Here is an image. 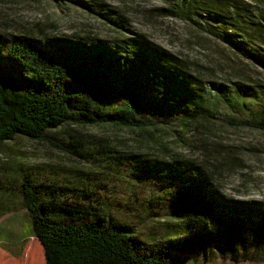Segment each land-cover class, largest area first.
Listing matches in <instances>:
<instances>
[{
  "label": "trees",
  "instance_id": "16d2710c",
  "mask_svg": "<svg viewBox=\"0 0 264 264\" xmlns=\"http://www.w3.org/2000/svg\"><path fill=\"white\" fill-rule=\"evenodd\" d=\"M48 1L70 2L118 35L0 33V147L25 138L74 160L108 164L122 186L118 206L135 197L146 213L144 221L120 220L98 187L18 168L0 175V217L26 210L33 241L21 240L17 254L0 247V264H173L174 256L192 254L183 249L189 244L223 263L264 262V201L222 190L217 176L228 161L210 167L163 143V136L214 120L264 133V85L206 82L104 3ZM157 1L150 14L183 23L197 39L216 41L264 72V0ZM221 108L232 115L223 120ZM82 128L102 133L82 137ZM108 129L124 132L137 148L123 150L103 135ZM147 221L149 230L139 233L134 225Z\"/></svg>",
  "mask_w": 264,
  "mask_h": 264
},
{
  "label": "rangeland",
  "instance_id": "374dc122",
  "mask_svg": "<svg viewBox=\"0 0 264 264\" xmlns=\"http://www.w3.org/2000/svg\"><path fill=\"white\" fill-rule=\"evenodd\" d=\"M88 1L104 3L109 8L123 13L130 21L132 30L144 34L151 41L187 60L191 73L206 82L228 84L231 80L241 79L249 84L255 82L264 85V72L248 66L245 61L241 62L218 42L208 38L199 40L191 28L183 23L150 14V9L160 6L157 0ZM29 32L37 37L41 34L54 37L88 35L114 39L118 35L97 16L73 6L70 2L63 1L62 7H58L48 0H0V33L22 35ZM0 62L2 65L6 64L5 60ZM7 67L13 70L10 65ZM219 112V117L223 120L225 114L232 115L223 108ZM115 130L108 129L103 135L108 136L111 142L120 148H125L123 150L137 148L127 134ZM79 132L84 137L101 134L102 130L82 128ZM180 136H163V143L171 153L200 162L206 161L210 167L213 162L228 161L222 176H217L222 190L237 198L264 201V133L254 129L228 127L225 122L214 120L213 123L199 125L180 133ZM55 137L58 138V135ZM107 165L102 162L96 164L74 160L66 152L52 148L46 142L36 143L25 138H16L0 147V175L9 178L18 168L26 169L27 172L33 170L38 175H62L70 180V186L84 184L98 187V192L109 196L103 201L113 211V216L120 220L128 216L134 217L135 223L144 221L141 215L146 212L141 205L142 199L134 197L130 200H120L118 206L122 186L113 180V173L108 171ZM80 170L81 174L78 172ZM130 208H134L135 213H127ZM27 214L26 210L20 209L0 217V247L9 255L18 253L21 240L29 238L30 242L33 241ZM149 222L134 226L139 233L145 234L151 224L158 229L162 228L156 221L151 220V224ZM190 245L183 249L191 251L192 254L174 256L173 264H252L223 263L218 259L206 258L201 253L196 254L197 247Z\"/></svg>",
  "mask_w": 264,
  "mask_h": 264
},
{
  "label": "crops",
  "instance_id": "0c3cea01",
  "mask_svg": "<svg viewBox=\"0 0 264 264\" xmlns=\"http://www.w3.org/2000/svg\"><path fill=\"white\" fill-rule=\"evenodd\" d=\"M9 254V253H8Z\"/></svg>",
  "mask_w": 264,
  "mask_h": 264
}]
</instances>
